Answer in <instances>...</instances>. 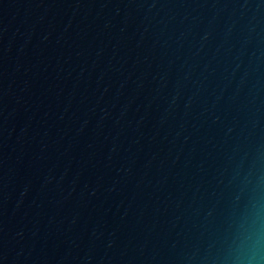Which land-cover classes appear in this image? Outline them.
<instances>
[{"label": "water", "instance_id": "1", "mask_svg": "<svg viewBox=\"0 0 264 264\" xmlns=\"http://www.w3.org/2000/svg\"><path fill=\"white\" fill-rule=\"evenodd\" d=\"M0 264H264V0H0Z\"/></svg>", "mask_w": 264, "mask_h": 264}]
</instances>
